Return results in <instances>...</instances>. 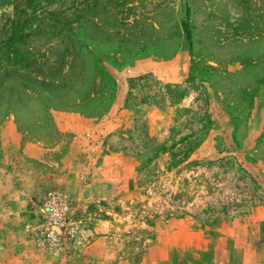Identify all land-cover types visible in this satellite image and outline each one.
Returning a JSON list of instances; mask_svg holds the SVG:
<instances>
[{"label": "rangeland", "instance_id": "rangeland-1", "mask_svg": "<svg viewBox=\"0 0 264 264\" xmlns=\"http://www.w3.org/2000/svg\"><path fill=\"white\" fill-rule=\"evenodd\" d=\"M74 1L0 0V264H264V0H92L88 49Z\"/></svg>", "mask_w": 264, "mask_h": 264}, {"label": "built area", "instance_id": "built-area-1", "mask_svg": "<svg viewBox=\"0 0 264 264\" xmlns=\"http://www.w3.org/2000/svg\"><path fill=\"white\" fill-rule=\"evenodd\" d=\"M42 203L38 219L34 223L36 238L40 247L61 257L66 242L79 236L81 219L71 199L59 190L44 195Z\"/></svg>", "mask_w": 264, "mask_h": 264}, {"label": "trees", "instance_id": "trees-1", "mask_svg": "<svg viewBox=\"0 0 264 264\" xmlns=\"http://www.w3.org/2000/svg\"><path fill=\"white\" fill-rule=\"evenodd\" d=\"M92 0H75L73 2V6L69 7L71 9V13H68L67 9L65 10H59V11H51L50 14L53 17H50L49 20L56 21V25H51V29L59 28L57 32L64 34L66 31L67 33H70V35L73 37V43H76L77 45L80 44V48H87V42L85 36H83V28L86 22L89 21L87 18L88 14L90 13V9L93 5L91 2ZM62 15V17H61ZM55 18V19H54ZM78 24V25H75ZM185 24V30L188 33V38L192 39V31L190 29V26L187 22H184ZM51 32V30H50ZM91 54V50L86 51V56H89ZM105 75L109 78H113L111 74L106 71ZM113 80V79H112ZM114 83L115 79L113 80ZM115 94L111 96L110 98V104L114 100Z\"/></svg>", "mask_w": 264, "mask_h": 264}, {"label": "crops", "instance_id": "crops-1", "mask_svg": "<svg viewBox=\"0 0 264 264\" xmlns=\"http://www.w3.org/2000/svg\"><path fill=\"white\" fill-rule=\"evenodd\" d=\"M263 208H264V206H263ZM27 231L29 232L30 230L27 228ZM29 234H30V232H29ZM26 238H27V237H26ZM25 240H26L27 242H29V241H28V238L25 239ZM27 263H28V264H36L35 262H32V263H31L30 261H27Z\"/></svg>", "mask_w": 264, "mask_h": 264}]
</instances>
